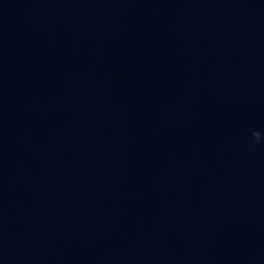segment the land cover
<instances>
[{"label": "clouds", "instance_id": "1", "mask_svg": "<svg viewBox=\"0 0 264 264\" xmlns=\"http://www.w3.org/2000/svg\"><path fill=\"white\" fill-rule=\"evenodd\" d=\"M253 135H254L255 139H256L257 141H259V139H260V135H259V133H254Z\"/></svg>", "mask_w": 264, "mask_h": 264}]
</instances>
